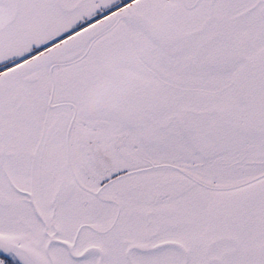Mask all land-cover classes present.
Instances as JSON below:
<instances>
[{
    "label": "snow or ice",
    "instance_id": "1",
    "mask_svg": "<svg viewBox=\"0 0 264 264\" xmlns=\"http://www.w3.org/2000/svg\"><path fill=\"white\" fill-rule=\"evenodd\" d=\"M0 264H264V0H0Z\"/></svg>",
    "mask_w": 264,
    "mask_h": 264
}]
</instances>
